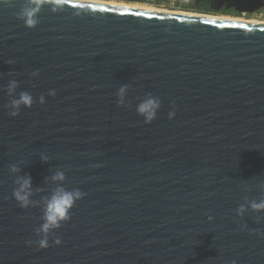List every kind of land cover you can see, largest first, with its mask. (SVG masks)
<instances>
[{
  "label": "water",
  "instance_id": "1",
  "mask_svg": "<svg viewBox=\"0 0 264 264\" xmlns=\"http://www.w3.org/2000/svg\"><path fill=\"white\" fill-rule=\"evenodd\" d=\"M24 6L0 4V89L15 78L36 98L12 117L0 90V264H264V212L235 213L264 198V23L65 0L28 28ZM223 6L254 13L264 0ZM148 92L162 101L151 124L136 112ZM13 163L45 192L62 167L85 194L47 248L41 208L12 198Z\"/></svg>",
  "mask_w": 264,
  "mask_h": 264
},
{
  "label": "clouds",
  "instance_id": "2",
  "mask_svg": "<svg viewBox=\"0 0 264 264\" xmlns=\"http://www.w3.org/2000/svg\"><path fill=\"white\" fill-rule=\"evenodd\" d=\"M11 0H0V4H8ZM65 4V0H25V6L17 13V18L20 19L28 28H35L39 23V13L44 5L52 7L53 11L60 10ZM9 77H16L15 72H9ZM31 77L36 78L39 76V70L31 72ZM20 81L15 78L9 79L6 88L0 89L6 91L9 97V102L5 107L9 110V115L16 117L20 114L22 108H31L36 102V98L29 91H17L20 88ZM130 85L121 84L116 92L117 103L120 106H125L128 99ZM55 90L48 91L49 96H55ZM46 98L43 94L39 97V103L44 104ZM162 101L158 96L152 93H145L143 98H139L136 104V112L139 116L143 117L146 124H151L156 118L161 108ZM171 110L168 112L169 120L175 118L176 104L171 101ZM41 162L47 163L50 157L44 153H38ZM22 166L19 163L9 165V172L14 175V188L12 191V198L16 200L21 208H29L38 205L41 208V223L35 229L38 239L35 243L40 248L49 247V237L55 234V231L60 229L63 224L71 219V210L75 203L83 198L85 195L79 188H66L65 182L67 180L66 173L62 167L51 169L52 174L45 178L46 182L53 185L52 188L45 192L43 188H34L33 180L30 174L22 173ZM257 188L264 191V182H258ZM40 193V199L36 200L34 197ZM47 193V194H44ZM251 212H264V198L247 199L244 203L240 204L235 210L239 217L245 216L246 213ZM209 220L213 217L209 216ZM242 229L247 228V224L241 225ZM29 243H33L29 241ZM54 243L59 245L61 240L57 237ZM231 264H237L235 260Z\"/></svg>",
  "mask_w": 264,
  "mask_h": 264
},
{
  "label": "flooded vegetation",
  "instance_id": "3",
  "mask_svg": "<svg viewBox=\"0 0 264 264\" xmlns=\"http://www.w3.org/2000/svg\"><path fill=\"white\" fill-rule=\"evenodd\" d=\"M215 0H192L194 4H200V3H209L210 8H212ZM187 10L195 11L198 13H203V14H217V15H225V16H239V15H253V13H243V12H238L234 8H225L224 6L221 7L219 10L213 11H199L196 9L192 8H186ZM223 11V12H222Z\"/></svg>",
  "mask_w": 264,
  "mask_h": 264
},
{
  "label": "built area",
  "instance_id": "4",
  "mask_svg": "<svg viewBox=\"0 0 264 264\" xmlns=\"http://www.w3.org/2000/svg\"><path fill=\"white\" fill-rule=\"evenodd\" d=\"M151 5L156 6V8H161V9L170 10V11L198 13L195 11L187 10L186 8L179 6L177 4H172V3L166 4V3H163L162 1H159V0H153V3H151ZM253 15H256V19L254 18V20H258V21L264 20V11L263 10H258L256 12H254Z\"/></svg>",
  "mask_w": 264,
  "mask_h": 264
},
{
  "label": "trees",
  "instance_id": "5",
  "mask_svg": "<svg viewBox=\"0 0 264 264\" xmlns=\"http://www.w3.org/2000/svg\"><path fill=\"white\" fill-rule=\"evenodd\" d=\"M166 4H177L179 6H182L184 8H192L199 11H215L212 8H210L209 3H200V4H194L192 0H159ZM132 2V1H127ZM223 12V11H222Z\"/></svg>",
  "mask_w": 264,
  "mask_h": 264
},
{
  "label": "rangeland",
  "instance_id": "6",
  "mask_svg": "<svg viewBox=\"0 0 264 264\" xmlns=\"http://www.w3.org/2000/svg\"><path fill=\"white\" fill-rule=\"evenodd\" d=\"M100 1H102V0H100ZM105 1H112L114 3H124V4H128V5L152 6V7L156 8V6L151 5V3H153V0H142V1H132V2H127V1H131V0H105ZM214 15H216V14H214ZM233 17L235 19H241V20H245V21H248V19H254V18L256 19V15H246V14L245 15H239V16H233Z\"/></svg>",
  "mask_w": 264,
  "mask_h": 264
},
{
  "label": "bare ground",
  "instance_id": "7",
  "mask_svg": "<svg viewBox=\"0 0 264 264\" xmlns=\"http://www.w3.org/2000/svg\"><path fill=\"white\" fill-rule=\"evenodd\" d=\"M90 1H96V2H103V3H109V4H117V5H124V6L137 7V8H143V9L159 10V11H167V12H170V10H165V9H161V8H154L152 6L128 5V4H124V3H114L112 1H105V0H102V1H100V0H90ZM171 12H176V11H171ZM196 14H198V13H196ZM249 20L251 22H262V23H264V20L263 21H257V20H254V19H248V21Z\"/></svg>",
  "mask_w": 264,
  "mask_h": 264
}]
</instances>
